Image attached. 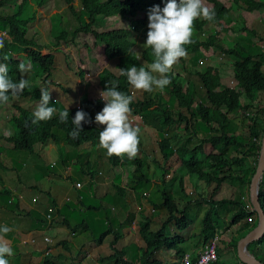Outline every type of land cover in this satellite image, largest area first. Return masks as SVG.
Instances as JSON below:
<instances>
[{
    "label": "trees",
    "instance_id": "obj_1",
    "mask_svg": "<svg viewBox=\"0 0 264 264\" xmlns=\"http://www.w3.org/2000/svg\"><path fill=\"white\" fill-rule=\"evenodd\" d=\"M12 1L0 0V29H5V32L13 35L14 38L9 40L5 36L3 39L4 47L0 49V62L8 64L10 77L14 81H18L21 77L18 64L22 62L18 56L19 54L26 55V58L31 60L32 64L38 69V71L35 69L36 75L38 78H41L42 87H37L35 90L29 92L24 91L19 98L10 97L7 104H0V108L8 104H13V109H16L12 111V116L8 123V131H11L10 133L13 134V130L11 129L12 124L15 135L8 137L4 134L1 137L8 143L14 144L12 150L15 152H24L25 150L33 151L35 147H38L37 145L47 146V143H54L53 141L58 139L65 140L71 146H81L84 143L91 142L98 147L99 132L103 130L95 126L94 123H83L82 131L78 139H73L69 136V132L73 129L71 121L75 113L80 109L78 107L66 108L59 106V98L53 96L56 86L64 93L69 92L68 90L70 89L63 87L53 80V74L57 68L56 54L43 55L42 50L44 46L35 38H30L29 23L34 19L22 18L25 14L24 6L26 3L29 4L30 0H22L18 11L13 14L2 13L1 9L10 5ZM63 1L80 24L75 31H72L71 39H69L70 34L67 31H61L55 38L56 44H61L63 41L73 43L74 45L82 44L88 48V51H92L96 46L104 47L105 57L108 60L116 61L117 70L127 69L130 66L139 68L143 65L147 67V64L153 61L154 57L151 55V48H145L140 55L138 53L133 54L129 51V49H135L132 42H130L131 31L133 30L139 33L140 39L145 44L148 32L149 10L156 6L162 9L167 3V0H80L81 9L79 8L78 10L75 6V0ZM232 1H234V4L239 3L238 0ZM246 1L248 5L242 7L247 11H264V0ZM34 2L39 7H42L45 5L46 0H34ZM203 3L215 11L216 18L214 21H208L202 17L194 20L191 43L184 46L187 50L186 56L193 57L198 53L201 54L203 49H213L228 59L225 62L227 66L233 69V77L238 89L224 85L221 79V73L215 67H211L203 73L194 71L188 74L189 77L193 75L200 80V87L206 89L207 96H205L206 102L208 103L198 99L197 95H194L188 88L183 86L184 81L189 83V79L183 77L181 78L182 80L178 81L177 78L180 77V73L172 70L169 73L171 84L163 91L166 97L160 94L150 99L133 96L131 93L133 87L128 84L127 78L122 76L120 72L116 75L107 69L101 72L99 84L102 90H105V85L109 81H117L118 90L133 97V102L130 105L131 110L142 113L145 117L144 121L146 126L149 129L154 128L156 133H153L163 138L162 141H159L158 136L155 135L151 138L156 141L158 140L160 146L161 153L156 157L158 162L157 170L165 166L166 162L173 155L170 149L171 142H173L169 138L170 134L179 131L174 135L179 133L183 136L184 134L180 132H187L194 135L193 137L198 141L197 144L191 146L189 145L190 137H186L185 141L174 153L180 159L182 173L196 176L198 181L205 183L206 188H214L213 194L203 199L205 204L208 205V209L204 216L202 231L198 235V238H201L205 244L217 234L225 232L227 228L239 226L245 220L257 217V212L253 210L252 204L248 199L242 198V193H239L235 199H217V195L218 190L227 181H236L241 187L250 186L257 172L264 139V106H256L254 100L259 98V95L264 99V63L262 62L264 54L261 53L259 56H252L239 45L234 49L227 47L225 44L228 43L226 32L230 30L229 14L231 7H227L221 0H203ZM117 16L131 17L129 29L122 28L102 32L96 30V24L100 26L107 18ZM217 24L221 26L220 31L217 30ZM241 30L247 32L249 40L254 42L256 48L258 44L264 43V22L255 23L250 28L243 27ZM92 41L94 42V47H91L90 43ZM14 51H16V56L12 54ZM5 55L8 57L7 61L2 60V57ZM229 58H233L235 61L232 63ZM178 61L182 65L186 64L184 57ZM39 70L42 71L41 75ZM41 88H46L50 92V106L57 107L59 110L68 109V123H60L58 114L51 120L41 121L36 124L32 123V113L40 98ZM167 96L171 99L172 106L167 103ZM242 98H245V101H242ZM57 101L59 102L56 103ZM15 102L18 103L15 104ZM151 105L155 106L148 112L147 107ZM94 106L102 109L104 102L98 100L94 103ZM254 109H256L255 116L246 115V110L251 113ZM236 111H242L241 116L244 119H249L250 124L248 130L243 135L235 134L236 129L233 126L230 113ZM196 119H201L200 132L195 129ZM174 127L175 130L173 129ZM211 133H218L219 135L209 136ZM139 141L138 151L142 149L141 140ZM212 143L218 145L216 150L210 155L205 156V146ZM102 150L106 154V150ZM229 151H234V157L228 154ZM107 157L109 164L112 166L122 164L124 167L129 160H133V162L139 161L143 163L142 166H145L146 170L149 168V163L143 162L139 156L132 158H129L127 155ZM186 157L188 158L186 159ZM238 168L239 170H237ZM225 170L228 172L225 173ZM91 173L93 174L94 172L92 171ZM182 177L178 180V186L181 191L184 189ZM133 179V191L137 195H140L141 198L146 200L154 208H163V210L167 211V220L164 222L162 229L158 231L152 229L153 223L151 219L141 214L143 220L140 223L139 235L144 241L145 247L140 251V263L162 264L159 255L156 254L163 247L175 250L178 256H182L185 251V248L182 246L183 240L180 237L171 239L162 236L163 231L170 226H173L177 231H185L194 224V219L190 216L189 205L185 204L182 209H178L172 192H168L169 188L174 184V179L168 183L165 180L164 174L161 180H158L156 174L155 184L162 182L165 184L159 200L153 199L155 196L153 195L152 178L145 175L142 168L138 176H136V173L133 175ZM144 181L148 184L151 182V185L147 187L137 186L138 184H143ZM117 189L118 192L123 194L127 193V190L122 187H117ZM1 193L7 195L12 194L8 189H4ZM157 197L158 195H156ZM259 201L264 210V178L261 182ZM228 205L237 207V212H235L230 223L220 214L221 207H227ZM101 207L104 209L102 205ZM91 208L96 210L97 206L92 205ZM16 217L18 219H29L20 215H16ZM29 220L30 225L27 229L29 231L39 230L44 224L39 219ZM103 225L105 226L106 223H103ZM79 227L77 228L79 229ZM255 228L256 226L253 229ZM253 229H247V231L251 232ZM110 235H115V241L113 243L115 254L112 257L102 259L103 262L114 261L115 264H133V262L125 260L129 247H125L121 251L115 249L121 239L120 234L116 235L115 226L107 227L105 232L98 237V244L103 245L104 241ZM245 236L246 234L243 235V237ZM258 244H264V236L248 246L252 255L255 254L254 248ZM258 259L264 263V260L261 258ZM216 264L219 263L217 262Z\"/></svg>",
    "mask_w": 264,
    "mask_h": 264
},
{
    "label": "rangeland",
    "instance_id": "obj_2",
    "mask_svg": "<svg viewBox=\"0 0 264 264\" xmlns=\"http://www.w3.org/2000/svg\"><path fill=\"white\" fill-rule=\"evenodd\" d=\"M244 5H247L248 2L246 0H241ZM51 2V1H50ZM222 2H226L227 5H232L234 1H229V0H222ZM22 0H13L11 2L10 5L4 7L3 9H1L3 14H13L15 12L18 11L19 6L21 5ZM33 7H32V6ZM66 5L65 2L63 0H60V6ZM75 6L79 9H81V4H80V0H75ZM208 6V5H206ZM24 16H22V18H33L34 20L29 23V30L31 31V33L35 34L36 31H38L39 27L41 26V23L44 22V18L43 16H40L38 19V10L34 9L35 5H33L32 2H29L25 4L24 6ZM31 7V8H30ZM37 8V7H36ZM248 12V14L246 13ZM257 12V13H256ZM264 13L263 10H259V11H254V12H250V11H245L242 9V11L238 12V11H234L233 13L230 14V17L232 19V22L235 23L236 28L234 30H239L244 26H250L251 24H253V21L256 20L257 18L259 19V17H263L264 19V15L260 14V13ZM65 13V12H64ZM257 14V15H256ZM254 15V16H251ZM119 17V20H115V18H110L108 19L106 22H104L102 25L98 26V24H96V29L99 32H102L101 30H105L108 29L110 27H119V29H129V25L131 23V17L130 16H126V17ZM39 20V21H38ZM49 20V19H48ZM55 19L53 21H50V25L49 28L50 30L52 29L53 32H57L60 33L61 31H67L70 35H69V39H71V34L72 32L69 29L66 30H62V29H58L59 26H56L55 24ZM119 21L120 24H118L117 22ZM40 22V23H39ZM259 21L254 22L258 23ZM58 25H62L60 21H57ZM79 22H78V26L79 27ZM58 27V28H57ZM117 29V28H114ZM113 29V30H114ZM51 31V33H53ZM239 35H242L240 32H237ZM139 33H136L132 30V35L134 36V39L136 41V44L134 45V48L136 49L137 53L140 55L143 50L145 49L144 42L139 38L138 36ZM58 34H56L54 36V38H56ZM5 36H7V38L9 40L14 39L13 35H9L7 32H5V29H0V39H4ZM30 38H32V34H30ZM226 39L228 41H232L234 40L232 38V35H230L229 32L226 33ZM36 40L40 41V38H38V36H36ZM133 41V42H135ZM250 41V40H249ZM65 44L66 42L63 41ZM131 42V40H130ZM67 44H70L67 43ZM227 47H231V44L229 43H225ZM243 45H245L244 42H242ZM81 46H74L73 47L75 49H77V52H80V49L82 46V44H80ZM247 47V45H245ZM91 47H93V41H92V45ZM242 47V46H241ZM255 47V46H254ZM258 47V46H257ZM236 48V46H235ZM250 48V47H249ZM82 49H84L82 47ZM232 49V48H230ZM86 50V49H84ZM88 50V49H87ZM249 50V49H248ZM259 49L255 48L252 51H250V55L255 56L258 53ZM57 52V51H56ZM89 52V51H88ZM204 52V51H203ZM198 53L195 56L191 57V56H185V60H186V64L182 65V63L179 64V62L177 61L176 64L173 65L172 67V71H176V73H180L179 74V78H177L178 81L182 80L181 78H186L189 79V83H187L186 81H184V87H188L190 92H194L195 95H197L198 99H201L203 102H206V89L203 87L201 88V83L200 80H198V78L196 76H192L189 77L188 74H190L191 72L197 71V72H201L203 73L204 71H206L207 69L211 68V67H215L217 70H219V72H221V79H224L223 84L230 86V87H236V82L233 79V74H232V67L230 66H226L225 65V57H222L220 54H218L215 51L214 56H209L208 52H204V53ZM16 51H14L12 54H14L15 56L17 54H15ZM93 53L97 56V58L92 57V55L89 54V58L85 57V64L80 66L78 64H72L70 65L71 68L75 69L76 68L78 70H82L85 71L87 73L85 80L81 79L77 74H78V70H76V72L71 71L70 68L68 67V63H66V59L65 56L63 54H56L57 57V68L54 71L53 74V80L62 85L65 88H69L70 89V93L72 94V91L75 89V91L73 92V94L71 95V98L66 99L65 101L68 103H66L63 98H64V92L62 90H60V88L58 86H56V89L54 90V94L53 96H56L59 98V106L62 107H78L81 110H85L86 113H88V116H90L93 120H95V116L97 113H99L98 108H96L94 106V102L90 105L89 102L83 104L80 101L82 100V95L85 92V82H89L92 85L95 86V92H100V90L97 88V85L99 84L100 81V74L104 69L109 70L110 72H113L114 74L118 75V71H116V69L113 66V61L108 60L104 55V49L101 48V50L99 52H95L93 51ZM65 54V53H64ZM102 54V55H101ZM60 55V56H59ZM213 55V52H212ZM19 59L23 62H27L29 61L28 58H26V55H22L19 54ZM230 62H234L235 59L233 58H229ZM210 60V61H209ZM31 61V60H30ZM92 61V62H89ZM192 62L194 63L195 68L192 65ZM262 62L264 63V59H262ZM79 67V68H78ZM38 71V69L34 66V64H32L31 61V70L27 73L24 74V78L28 79L30 81V87L25 89L24 91H32L35 90L37 87H42L41 84V78L36 75V70ZM39 73L41 75L42 71L39 70ZM76 73V75H75ZM183 74V76H181ZM98 76V77H97ZM100 86V84H99ZM101 88V86H100ZM192 88V89H191ZM192 90V91H191ZM132 94L133 96H136L138 98H145V99H150V98H154L155 96H157L158 94H160L161 96L164 95V97H166V95L164 94V92H160L159 90H155L153 92H145L143 90H136V89H132ZM206 95V96H205ZM102 100L100 98V96H96L93 99H98ZM168 98V96H167ZM242 101H245V98H242ZM259 100L257 101V103L255 104L256 106H259ZM18 102H15V104H17ZM76 103V105H75ZM167 103L172 106V101L171 99H167ZM208 103V102H206ZM25 105H28L26 103H24ZM65 104V105H64ZM155 105H151L150 107H147V111L149 112L150 108H154ZM174 107V105H173ZM103 109V107H102ZM101 109V110H102ZM16 110L15 108L13 109V104H8L5 106H2L0 108V189L6 188L8 189L12 194L11 196H13L15 198L14 201V205L12 206L14 209H20L22 212H27V214H32L33 217L35 215V209L36 207H39L42 204V200H43V192L42 189L45 187V181L43 180L44 174H46V172H49V170L54 169L55 165L58 164V168H56V170L61 171L62 168V160H63V156L69 155V154H73L76 153L78 155V158L81 157V154H84L85 151V145L89 144L90 147L89 149L91 151H89V154H91V152L93 151L94 154L89 156L90 159V164H89V168L91 169V171L96 172V175L100 174H104V175H108V177L110 178L109 175H112L114 172L112 167H109V164L107 163L106 160H98V156L100 152V148H96V144H92L91 142L88 143H84L81 146H71L69 145L65 140H61L58 139L56 141H53L54 143H47V146L51 147L53 146L50 150L54 149L52 153H47V146L46 145H37L38 147H35V149L33 151H27L25 150L24 152L21 151H16V156L12 155L11 153L13 151L12 150V146L14 145L13 143H8L5 139H3L1 137V135L6 134L7 132H11L8 131L9 130V121L11 118V114L12 111ZM59 110V109H58ZM100 110V111H101ZM247 112V110L245 111ZM254 112H256V109H254ZM247 115V114H246ZM231 116V120L233 123V126H235V129L238 130V124L234 121V118L238 119V122L240 124V121H242L243 126H240L244 128V132L246 130H248V126H249V119H243L241 116V111H236V112H232L230 113ZM241 119V120H240ZM141 128H143L145 126L143 119L141 118ZM195 124H196V131L200 132L201 130V119H196L195 120ZM11 129L13 130V134L7 135L8 137H13L15 135V130L12 127L11 124ZM175 130V127L173 128ZM170 133H172L170 131ZM204 136L205 134L202 133ZM188 137H190V142L189 145H194L197 144L198 141L196 140L195 137H193L194 135H191L190 133L187 134ZM214 135H219L218 133H211L209 136H214ZM145 137H147V139H145ZM154 137V133L151 130H145L144 133H139V140L142 139L143 140V145H147V149L145 152H141V150L139 152L136 153L139 154L140 159H142L143 162H149V168L146 170L145 166H142L143 163H140L139 161L133 162V160H129L125 165L124 168L126 169V182L131 185V189H134V187L132 186V182L134 181L133 179V175L136 173V176H138V173L141 171V168L144 170V174L147 175L148 177L152 178L153 181V195L155 197H153V199H160L159 196L162 195V191L165 188V184L162 183H156V174L158 176V180H161L163 174H166V178H168V183L172 182L173 180L172 177L173 175H177V179H179L181 176L183 179V186L185 189H187V194L189 199H193L195 197V195L197 194V189L198 192L202 193V197L205 198L206 195L208 193H210L212 190H210V188H206V185L204 182H202L200 184V181L197 180L196 176L194 175H187V173H182L181 172V166H175L174 165V160L170 159L166 162L165 166L158 168L157 170V165L158 162L157 160H154V157L156 158L157 155H159L160 149H159V141L151 139ZM171 137V138H170ZM169 138L171 139V141H174L173 143L176 145L177 142L175 141V139L172 137V135L169 136ZM180 144L183 143V141H179ZM218 145H216V143H212L209 146H207V148H210V150H207V154H211L212 152H214L216 150ZM67 147H71V148H67ZM234 153V152H233ZM103 157H107L106 154L103 152ZM231 157H234L233 155H230ZM152 158V159H151ZM107 159V158H106ZM66 160V159H64ZM75 162L73 161V168H75V172L73 173V177H75L76 175H78L79 172H81L82 170H86L87 166L84 163H79L76 159ZM72 161V160H69ZM51 168H50V167ZM96 166H98L100 169H96ZM176 167V170L172 172V170ZM47 168V170H46ZM108 168L110 169V172H108ZM156 168V169H155ZM239 170V168L237 169ZM228 172L227 170H225V173ZM184 174V175H183ZM46 180V178H44ZM121 176L117 175L116 176V180L120 181ZM76 181L80 180V178H76ZM165 181V180H164ZM204 181V180H202ZM202 184H203V188H202ZM37 186L38 190L32 189L33 186ZM123 183L121 184V186L123 187ZM151 182L146 183L145 181L143 182V184H138L137 186H150ZM32 186V187H31ZM120 186V185H118ZM120 186V187H121ZM154 186H156L154 188ZM31 187V188H30ZM224 187L226 188V190H224L222 192L221 195H231L232 197H238L237 194L232 193L233 191H236V189L238 187H240L238 185V183L236 181H227L224 185ZM237 187V188H236ZM193 188V189H191ZM183 189V191L185 190ZM21 190L24 191V193L27 196V200L24 202V200H21L19 197L21 195ZM130 190V188L128 189V191ZM222 190V189H221ZM205 193H204V192ZM118 192V189L115 187V189H112V191H110V193L108 194L107 198H92V201L89 203L88 200H85L84 203H82L83 209L81 212L80 209H76L75 211L72 209L71 210V214L72 217H70V219L67 221V225L70 228H75L79 225L85 224L87 229H93L95 228V232L96 234H99L102 230H104L105 226L103 225V217L105 214L108 215H113V218L115 220V222H118V218H120L121 220H126V216L125 217H117L115 215V210L114 207L117 206L118 204L114 203V198L116 197ZM218 192H220V190H218ZM198 193V194H200ZM227 193V194H226ZM232 193V194H231ZM132 197L126 199L127 203L129 204V211H133V215H134V221L135 224H131L132 227L137 226V222H142L139 218L140 216V212H147L148 217L151 219L152 221V226L154 231H156V227H161L160 223H159V217L163 214L167 215V211H164L163 208H158L157 210H154V207L151 206L149 203H147L146 200H144L143 198H140L139 195H134L133 192H131ZM148 194V192H147ZM213 194V193H211ZM156 195H158V197L156 198ZM7 195H2L1 197H4ZM98 195H96L97 197ZM36 197H39V201L37 203L34 202V199ZM118 197V196H117ZM198 197V195H197ZM9 197H4L3 201L1 200L0 203V222L2 223V225H7L9 227H11L13 229L12 232L8 233L5 237H15V231L16 230H20V232L27 230L29 228L30 222H28L29 220L25 219V218H21L18 219L17 217L11 216L10 212H12L13 210L10 208L9 204H4L8 202ZM118 199L120 200V202L124 201L121 200V198L118 197ZM105 201V205H102L104 207V209L101 207V203ZM182 199H177L178 203V209H182L183 206L185 205V203L183 204V206L180 205V201ZM142 201V202H141ZM161 202V201H160ZM95 203V204H94ZM97 206L96 210L92 209L91 206ZM139 206V208H138ZM181 206V207H179ZM228 208H231V205L227 206ZM66 208V205H65ZM226 208V214H227V218L229 217L228 215H230L229 209ZM119 209V208H118ZM142 209V211H141ZM203 214L201 215V212H198L197 210V216L194 215V218L197 217V219H195V226L198 227V229H200L201 227H203V220H204V216L206 214V207L203 208ZM50 210L52 211H57V212H61V214H64V208L62 206H57V203H51V206L48 208V211L50 212ZM149 210V211H147ZM234 214V211H232V216ZM226 218V215H223ZM63 221V220H60ZM123 221V222H124ZM28 222V223H27ZM121 221H119L120 223ZM157 222V225H156ZM249 223V221H247ZM65 225V224H64ZM259 225V223H258ZM120 229V227H118ZM248 228H244L242 229V227L238 228L237 227V231L235 230L234 233L235 234V239H232V242L229 241L228 238H224V236L222 237L221 243L219 244V256H220V263L219 264H233L235 263L232 260L228 259V255H233L234 252L231 250L230 246L232 245L235 249L238 246V244L241 243V238L243 235H247L249 232L247 231ZM64 231L66 232V229H64ZM79 232V230L77 231ZM238 233V235H237ZM118 234V233H117ZM116 234V235H117ZM233 237V234H230ZM47 236L50 237L51 239H56V236L54 235L53 232H48ZM67 237L68 236V231H67ZM120 237H123V233L120 232ZM26 241H29L28 245H19L18 248H13L14 250V255L11 257H6V259L9 260V264H26L29 261V264H46L49 263L50 260H44V259H48V256H46L45 258V254L43 255L42 259L40 258V253H32L35 256H38L37 260H34L30 257L29 255L26 253V249H31L33 247L32 244V240L34 239V236L31 235H27L25 237ZM6 241H10L8 239H5ZM128 240L127 243V247H130L132 245H135V243H138L139 246L138 247H131L132 250L136 251V250H140L143 247L144 241L141 239V236L139 235V233L134 234L133 236H129L127 235V233H124V239L120 240L118 242V251L121 250L124 246V242ZM84 241H88V242H93L91 244H89L87 251H90V253L95 257H98V254L100 253V247L97 246V242L98 241L96 238H94V236L92 235V233L85 231L83 232V234H81L78 238L74 239V244L73 245H68V247H70L67 250L66 253V257H62L61 255L55 256L54 258H52V260L55 262V264H68L66 262H69V258L67 257V255H75L77 256L80 252V246L78 245L79 243H83ZM107 242V241H104ZM21 243L20 241H10L9 245H14V244H19ZM99 245V244H98ZM259 245L258 244L255 246V248H257ZM22 246V247H21ZM27 247V248H26ZM254 248V249H255ZM102 250L104 252H106L107 254H110L112 252L109 251V247L108 246H104L102 248ZM256 255L258 257H260L262 260H264V257H261L259 254L256 253ZM32 257V255H31ZM41 259V260H40ZM234 259V257H233ZM40 260V261H39ZM39 261V262H37ZM94 262V261H93ZM108 264H114V261H108Z\"/></svg>",
    "mask_w": 264,
    "mask_h": 264
},
{
    "label": "clouds",
    "instance_id": "obj_3",
    "mask_svg": "<svg viewBox=\"0 0 264 264\" xmlns=\"http://www.w3.org/2000/svg\"><path fill=\"white\" fill-rule=\"evenodd\" d=\"M238 2H239L238 4L233 3L232 5H227L226 2L223 3L227 7H231L230 14L233 13L234 8L243 9L247 11L242 6H247L248 4L244 5V3L241 0H238ZM230 14H229V18L231 24L232 19L230 17ZM200 17L208 21H214L216 18L215 11L208 6H205L203 0H167V3L162 9L159 6L150 9L148 14L147 39L143 46L145 48L152 49L151 55L154 57V59L151 63L147 64V67L142 65L139 68H137L136 66H130L127 69H118L120 74L127 78L128 84L131 85L136 90H143L145 92H153L155 90H159L160 92H163L165 88L171 84L169 73L173 65L176 64L180 58H183L187 55V50L184 46L191 43V36L193 33V22L194 20ZM230 30H232L231 27ZM230 30H228L227 32H229ZM3 47H4V42L2 39H0V49H2ZM129 51L132 52L133 54L137 53L135 49H129ZM2 60L7 61L8 57L5 55L4 57H2ZM18 69L21 73V77L18 81H14L9 75L8 64L5 62H0V104H7L9 102L10 97L19 98V96L24 92V90L30 87V81L24 78V74L31 70V61L29 60L27 62H23V61L20 62L18 64ZM233 88L238 89L237 87H233ZM40 93H41L40 98L32 113V117H33L32 123L36 124L41 121L51 120L57 114L60 123H68L69 122L68 109L58 110L57 107L50 106L51 95L46 88H41ZM131 93L133 92L131 91ZM191 93L195 95L194 92ZM99 96L104 102V107L99 113L96 114L95 123L98 125H103L105 127L103 131L99 132L98 147L106 150V154L109 157L112 156L121 157L127 155L129 158H132L134 156H139L140 153L137 155L136 153L138 151V144L140 142L138 138L140 129L138 127H134L129 122V114L131 112L130 105L133 102V97L125 92L118 90L117 81H109L108 84L105 85V90L99 92ZM58 102L59 101H57L56 103ZM245 113L249 116H252L251 113H255V112L254 110H252L250 113L247 110V112ZM91 122L92 121L89 119L88 113L84 112L83 110H78L71 121V124L73 125V129L72 131L69 132V136L73 139H78L82 131V124L91 123ZM10 134H11L10 132L6 131V135H10ZM173 142H171L172 144L170 145L171 150L176 146ZM174 151L175 149L172 150V154H174ZM89 170L91 171L90 168ZM68 171L72 172V168L69 167ZM164 176H165V180H168V178H166V174H164ZM76 178H80V177H76ZM71 180L73 181V179ZM74 181H75L74 188L76 190H82L85 187V183L83 179L80 178V180L78 181L74 179ZM79 183L82 184L81 188L77 187ZM4 189L6 188L0 189V203L1 200L3 201L4 197H9L8 202L4 204L6 205L9 204L10 208L13 210L12 212H10L11 216L16 217V215H20L27 217L31 220L39 219L44 223L41 229L35 231H27L26 233L22 234L20 238L21 241H26L25 237L27 235L34 236V239L32 240L33 246H36V244L40 246H44L43 250L47 251V255L54 254L55 256L61 255L62 257H66L67 250L70 248L68 247V245H73L74 239L78 238L85 231L92 233L94 238H96L97 240L98 237L103 232H105L107 227H110L112 225L116 227V234L117 233L120 234V232L123 233V237L120 240L124 239V228L129 227L133 235L139 233V227L141 222H137V226L132 227V225L135 224V222H133L134 215L132 216V219L130 220L127 219L126 221H124V223L121 222L119 223V220L118 222H115V220H106L103 217V223H106V225L104 230H102L99 234H96L95 228L91 230L84 229L86 228L85 224L79 225L80 226L79 229L77 228L78 226L75 228L68 227L67 221L70 219V217H72V215L64 218L63 221L60 220L56 221V217H58V214H61V212L52 211V210H50L49 212L48 208L42 205L36 207L35 215L33 217L32 214H27V212H22L20 209H14L12 206L14 205L15 198L11 195L2 194L1 192ZM2 195H7V196L1 197ZM210 195L211 192L208 193L206 197ZM107 196L108 195H105L104 198H106ZM202 199L204 198L202 197ZM38 201H39V197H36L34 199V202L37 203ZM83 207L84 206H82V208H79L81 212H83L82 211ZM155 209L156 208H154V210ZM38 211L41 212V214H39ZM141 214H144L147 217L149 215L147 214V212H141ZM141 214L139 218L142 221L143 218L141 217ZM248 221L249 223L252 222V221L250 222L249 219ZM56 222H58L59 227L62 230V235L56 237V239H51L50 237L47 238L45 235H47L48 232L46 234L42 232L49 230L51 226ZM118 227H120V229ZM64 229H66V232L64 231ZM78 230L79 232H77ZM12 231L13 229L11 227L7 226L6 224L2 225V223L0 222V264H9V260L6 259V257H11L14 255L13 248L9 246L10 241H6L4 238L8 233ZM67 231L69 237H67ZM129 236L132 235L130 234ZM106 241L107 242H104L103 245L97 244V246L100 247V250H102L104 246H108L109 251L115 254V250L113 247V243L115 241V235H110L109 237H107ZM96 242L98 243V241ZM91 243L93 242L84 241V243H79L78 245L81 248L82 247L84 248L85 253L91 254L90 251H87V248ZM28 244L29 241H26L25 245ZM136 245L137 243H135V245L130 246L129 249H131V247H136ZM124 246H126L125 243ZM143 246L145 247V244H143ZM81 248L80 250L82 251ZM123 248L125 249V247ZM115 249L118 250V243ZM99 255L100 253L98 254V256ZM182 256H180V258ZM67 257L75 258L76 256L67 255ZM218 261H219V248H218ZM50 262H52V260H50ZM107 262H103L101 264Z\"/></svg>",
    "mask_w": 264,
    "mask_h": 264
},
{
    "label": "crops",
    "instance_id": "obj_4",
    "mask_svg": "<svg viewBox=\"0 0 264 264\" xmlns=\"http://www.w3.org/2000/svg\"><path fill=\"white\" fill-rule=\"evenodd\" d=\"M30 2H32L33 5H35L34 9L38 10V19H39L40 16H43V18H44L43 19L44 22L41 23V26L39 27L38 31L35 32V34L31 33V31H29V35L32 34V38L36 39V36H38V38H40V41H38V40L37 41L41 45L44 46V49L42 50V54L43 55H48V54H51V53L63 54L65 56L66 63H68V67L70 68V70L71 71L74 70V72H76V70H78V69L76 68V70H75V69L71 68L70 65H72L74 63V64H78V65L82 66V65L85 64V60H84L85 57L89 58V54H90V55H92V57L97 58V56L93 53V51L99 52L101 50V48L104 49V47L96 46L95 49H92V51L88 52V50H87L88 48L85 47V46H82L86 50L82 49V47H81L80 52H77V49H75L73 47V45H74L73 43H70V44L66 43L65 44L64 42H61V44H56V39L54 38V36L56 34L59 35V33L53 32L52 29L50 30V28H49V25L51 23L50 21H53L55 19L56 20L55 21L56 26H59V28L57 27L58 29H62V30L69 29L71 32L75 31L77 29L78 21L71 14V12L69 11L67 5L60 6V0H46L45 5L42 6V7H39L34 2V0H30ZM77 10H78V8H77ZM234 11L240 12V11H242V9L234 8L233 12ZM246 13L248 14V12H246ZM260 14L264 15V13H260ZM251 16H254V15H251ZM113 18H115V20H119V17H113ZM108 19H110V18H107L104 22H106ZM57 21H60L62 25H58ZM256 21L264 22V19H263L262 16L259 17V19L257 18L256 20L253 21V24H251L250 26L248 25V28L253 26L254 22H256ZM117 23L120 24L119 21ZM216 27H217L218 31L221 30V26H219L218 24L216 25ZM230 27L232 28V30H230L229 33H230V35H232V38L234 39L232 41L231 40L228 41V43L231 44L230 48L233 49V48H235V46L239 45L240 47L242 46V48L248 54L250 53L249 51H252L253 49L256 48V47H254V42L253 41H249V36L247 35V32L244 31V30H241L243 27L241 29H239V30H234L236 28V25L233 22L230 24ZM244 27H246V26H244ZM114 28L119 29V27H117V26L114 27L113 26V27H110L108 29L101 30V31H109V30H113ZM51 31L53 33H51ZM237 32H240L242 35H239ZM138 36L140 38V34H138ZM130 40H131L132 44H136L134 36L132 35V31H131ZM133 41H135V42H133ZM242 42H244L245 45H247V47L245 45H243ZM90 44L92 45V42ZM74 46H81V45L78 44V45H74ZM93 47H94V42H93ZM257 48L259 49V51L256 54V56H259L261 53L264 54V43L258 44ZM203 51L204 52H208L209 56H211V57L216 55L215 51L213 49H203ZM212 52H213V55H212ZM110 61H113V66L116 69V61L115 60H110ZM89 62H92V61H89ZM192 65L195 68L193 62H192ZM225 65H226V62H225ZM116 71H118V70L116 69ZM232 74H233V72H232ZM75 75H76V73H75ZM77 75L81 79L85 80V77H86L87 73L85 71L78 70V74ZM182 76H183V74H182ZM222 80L224 82V79H222ZM94 88H95L94 85H92L89 82H85V89H84L85 92L82 95V100L80 101L81 103L85 104V103L89 102L90 105H91L93 102L95 103L96 101L99 100V98L97 100L93 99L94 97L99 95L98 92L94 91L95 90ZM97 88L100 91H102V88H100L99 84L97 85ZM67 89H69V88H67ZM68 91L69 92H65L64 93V98H63L64 101L66 99H68V98H71V95L73 94L75 89L72 91V94L70 93L71 92L70 90H68ZM258 100L260 101L259 105L264 106V99H262L261 95H259V98L254 100V102H255L254 104H256ZM75 105H76V103H75ZM66 108H76V107L75 106H72V107L66 106ZM150 109H152V108H150ZM100 110L101 109H98L99 112H100ZM83 111L86 112L85 110H83ZM88 117L92 121L91 123H94L95 126H97L98 128H100L102 130L104 129L105 126L96 124L95 120L92 119L93 117L92 118L90 116H88ZM141 118L144 121L145 117L143 116L142 113L134 112V111L131 110V112L129 114V122L134 127H138L140 129V134L144 133V131L147 130V129L156 133V130L154 128L149 129L146 126L145 121H144L145 126L143 128H141V120H140ZM234 121L238 124V127H239V129L236 130L235 134H237V135L245 134L247 130L244 132L243 131L244 128L241 127V126H243V123H242L243 120L240 121L241 126H240V124L238 122V119L234 118ZM176 132H179V131H176ZM155 133H154V135L158 136L159 141H162L163 138L160 137L159 135H156ZM175 133L170 134V135H172V137L177 142L176 146L174 148H172V150L173 149L176 150L178 147H180L181 144H180L179 141H183L184 142L185 138L188 137V135H187L188 133L187 132H180L181 134H184L183 136H181L179 133L177 135H174ZM145 139H147V137H145ZM140 140L142 141L141 152H145L146 149H147V145H143V140L142 139H140ZM209 145L210 144H207L205 146L206 147L205 156L208 155L207 154V150H210V148H207V146H209ZM85 146L86 147H85L84 154H81L80 158H78L79 153L78 154L73 153V154H69V155H66V156L62 155L63 160H62V163H61L62 164L61 171L56 170V168H58V164H56L54 169L49 170V172H46V174H44L43 180L45 181L46 184H45V187L42 189L43 200H42V204L41 205L46 207V208H49L51 206V203H57L58 207L62 206L64 208V210H65L64 211V215L58 214V217H56V221L64 220V218L69 217L70 215H72L71 214V210L72 209L75 210V209L82 208V203H84L85 200H88L89 203H90L92 201L93 197L103 199L105 197V195H108L110 193V191H112V189H115V187L117 188L118 185L121 186V184L123 183L124 185H123V187L122 186L121 187L123 189H126L127 193L123 194L121 192H118L116 197L113 199L114 200L113 205L115 203L118 204L117 206L114 205L115 206L114 207L115 215L117 217H125L126 216L127 217L126 220L127 219L128 220L132 219L133 211H129V204L127 203L126 199L132 197L131 192H133V194L135 196L137 194L133 191L134 189H131L132 188L131 185H129L126 182V179H125L126 169L122 166V164H120L118 166L110 165L108 157H106L107 159L105 157H103L102 154H103L104 151L100 148L99 150H100L101 153H99L98 160H101V161L102 160H106L107 163L109 164V167H112L115 173H113L112 175H109L110 178L108 177V175H104V174H100V173L98 175H96V172H94L92 174L91 171L89 170V164L91 162L90 159H89V156L93 155L94 152L92 151L91 154H89V151H91L89 149L90 145L87 144ZM52 147L53 146H51V147L47 146V148H46L47 153H52L53 152L54 149L50 150ZM67 148H71V147H67ZM96 148H98V147L96 146ZM11 151H13V150H11ZM261 151H262V149H261ZM233 152L234 151H229L228 154L233 155L234 154ZM11 154L16 156L15 151H13ZM260 155H261V153H260ZM76 158L78 159L77 161L79 163L81 162V163L86 164L87 169L86 170H82L81 172L78 173V175L73 177V173L76 170H75V168H73L72 164H73V161L74 162L76 161V160H74ZM187 158L188 157H186V159ZM64 159H66V160H64ZM170 159L174 160V162H175L174 165L175 166H180V164H181L180 159L177 157V155L175 153L171 156ZM69 160H72V161H69ZM155 160H156V158H155ZM147 163H149V162H147ZM69 167L72 168V172L68 171ZM96 169H100V168L98 166H96ZM46 170H47V168H46ZM175 170H176V167L172 170V172L175 171ZM108 172H110L109 168H108ZM117 175L121 176L120 181L116 180V176ZM177 175H175V174L173 175L171 180L174 179V181H173L174 184H173V186L171 188H169L168 192H172L173 198L175 199L176 203H178L177 199L180 198V199H182L180 201V205L181 206H183L184 203L189 205L190 216L192 217V219H194L193 220L194 224L191 227H189L187 230H185V231H177L173 226H170L165 231H163L162 236H166V237H169L171 239L175 238V237H180L183 240L182 246L185 248L184 254H190L192 258H196V256L198 255V253L201 252V250L203 249V247H204V245L206 243L204 244L203 240L201 238H198V235H200V233L202 231V227L200 229H198V227L195 226V219H197V217L194 218V215L197 216V210H198V212H201V215H202L203 214V210H204L203 208L206 207V209H208V205L205 204L204 200L202 199L201 193L198 192V189H197V194L195 195V197L193 199H189V197H188L189 194H187V189L184 188L185 190L181 191L180 187L178 186V183H179L178 180L179 179H177ZM76 177H80L81 179L84 180L85 187L82 190H76L74 188V182H75L74 179H76ZM44 178H46V180ZM71 179H73V181ZM201 183L202 182H200V184ZM224 185L221 188L222 190L220 189V192H218L217 199H223V198L235 199L236 197H232L230 194L229 195H221L222 192L224 190H226ZM129 188H130V190L128 191ZM202 188H203V184H202ZM32 189L38 190V187L34 185L32 187ZM191 189H193V188H191ZM213 189L214 188H210V190H212L211 193H213ZM198 193H200V194H198ZM232 193L237 194V195L239 193H242L243 197L248 199L249 202L252 204V196H253V194H252V190H251V184H250V186H244V187L240 186V187H238L236 189V191L232 190ZM96 195H98V196L96 197ZM197 195H198V197H197ZM117 196L119 198H121V200H124V201L120 202V200L118 199ZM20 199L24 200V202L28 199L26 194L22 190H21ZM105 201L106 200H104L101 203V205H105ZM188 201H189V203H188ZM65 205H66V208H65ZM181 206H179V207H181ZM138 208H139V206H138ZM226 208H228V207H221L220 214L222 216L226 215V218L225 217L224 218L226 219V221L228 223H230L232 221V218H233L235 212H237V207L231 206V208H228L229 211H231L230 215H228L229 216L228 218H227V214H226V211H227ZM157 209L158 208H156L155 210H157ZM141 211H142V209H141ZM147 211H149V210H147ZM232 211H234L233 216H232ZM140 214H141V212H140ZM104 219H106V220H114L113 215H108V214L104 215ZM118 220L121 221V223H124L123 222L124 220H121L120 218H118ZM166 220H167V215L166 214H163V215H161L159 217V223H160L161 227H156V231L162 229V226H163V224H164V222ZM251 220H252L251 223H248L247 222L248 220H245L239 226L229 227V228L226 227L227 230L225 232H221L220 234H217L220 237V243H221V240H222L223 236H224V238H228L229 241L232 242V239H235V237H236L235 236L236 233H234V231L235 230L237 231V227L238 228L242 227V229H244V228L253 229L254 226L257 227L258 223H259L258 217H252ZM156 225H157V222H156ZM152 228H153V226H152ZM27 231H29V230H24V231L20 232V230L18 229V230L15 231V237H4V238L8 239L10 241H20L21 243H19V244L9 245L12 248H15V247L18 248L19 245H25L26 241H21L20 236H22V234L26 233ZM49 231L53 232L56 237H59V236L62 235V230L59 227L58 222L54 223L49 230H47L45 232H42V233L46 234ZM124 233H127L129 235L131 234L133 236L132 231L129 229V227L128 228H124ZM231 233L233 234V237L230 235ZM237 235H238V233H237ZM45 236L47 238H49L47 235H45ZM124 243L127 245L128 240H126ZM138 246H139V244L137 243L136 247H138ZM125 247H127V246H125ZM143 248H144V246L141 249H143ZM230 248L234 252V254L230 255V256L228 255V259L234 261L235 263H233V264H245V263H243V260L241 258V254H240V250H239V244L236 247V249L232 245L230 246ZM43 249H44V246H40V245L36 244V246H33L31 249L27 248L26 249V253L29 255L30 260H31V258L34 259V260L38 259V256H35L32 253H40L41 254L40 258L41 259H42L43 255L45 254V258H46V256H48V259H44V260H52V258H54L55 255L54 254L53 255H47V251L43 250ZM81 249H82V251L80 250L78 256H76L75 258H69L70 259L69 262H66V263H68V264H97L99 262H103L102 259H104L106 257H110V256H112L114 254V253L106 254V253L103 252V250H100L101 251L100 255L98 257L97 256L94 257L92 254L85 253V250H84L83 247ZM141 249L140 250H136V251H134L132 249H129V251L127 252V254L125 256V259L127 261L133 262L134 264H140V251H141ZM254 251H255V254H253V256H255L257 259L260 258V257H258L256 255V253L259 254L261 257H264V244L259 245L257 248L254 249ZM31 255H32V257H31ZM156 255H159L162 264H178V262L180 261V256H178L176 254L175 250L168 249V248H165V247L161 248L157 252ZM233 257H234V259H233ZM39 261H37V262H39ZM219 261H220V256H219ZM219 261H218V263H220ZM29 262L26 263V264H29ZM105 262H107V261H105ZM52 263L55 264V262L53 260H52V262H49V263H46V264H52ZM99 264H101V263H99ZM104 264H108V263H104Z\"/></svg>",
    "mask_w": 264,
    "mask_h": 264
},
{
    "label": "water",
    "instance_id": "obj_5",
    "mask_svg": "<svg viewBox=\"0 0 264 264\" xmlns=\"http://www.w3.org/2000/svg\"><path fill=\"white\" fill-rule=\"evenodd\" d=\"M263 175H264V139L262 143V151L260 155L257 172L253 177L251 183V190L253 194L252 206L254 208V211L257 212L259 225L254 230L249 232L245 237H243L241 239L242 240L241 243L239 244L241 258L243 260V263L245 264H264L255 256H253L248 250V246L251 243L260 240L264 236V210L262 209L259 201V193H260V187H261Z\"/></svg>",
    "mask_w": 264,
    "mask_h": 264
},
{
    "label": "built area",
    "instance_id": "obj_6",
    "mask_svg": "<svg viewBox=\"0 0 264 264\" xmlns=\"http://www.w3.org/2000/svg\"><path fill=\"white\" fill-rule=\"evenodd\" d=\"M251 115L254 116L255 113H251ZM77 187L81 188L82 184L79 183ZM251 221L252 220H250V222ZM219 241L220 238L218 236L214 237L205 245L201 252L198 253L195 259L185 254L180 258L179 264H215L218 261Z\"/></svg>",
    "mask_w": 264,
    "mask_h": 264
}]
</instances>
